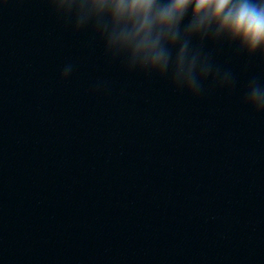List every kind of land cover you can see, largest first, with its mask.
<instances>
[{
	"label": "clouds",
	"instance_id": "clouds-1",
	"mask_svg": "<svg viewBox=\"0 0 264 264\" xmlns=\"http://www.w3.org/2000/svg\"><path fill=\"white\" fill-rule=\"evenodd\" d=\"M7 0H5V3ZM75 33L91 30L105 56L128 72L167 78L178 92L198 97L235 84L231 70L215 63L205 44L227 45L264 62V0H46ZM186 21V22H185ZM74 66L66 64V81ZM99 87V86H98ZM243 103L264 113V84L252 77Z\"/></svg>",
	"mask_w": 264,
	"mask_h": 264
}]
</instances>
